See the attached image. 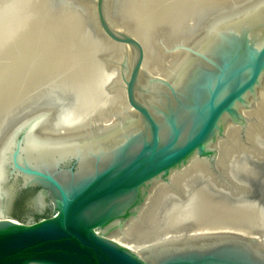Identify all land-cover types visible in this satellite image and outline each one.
<instances>
[{
    "label": "water",
    "instance_id": "water-1",
    "mask_svg": "<svg viewBox=\"0 0 264 264\" xmlns=\"http://www.w3.org/2000/svg\"><path fill=\"white\" fill-rule=\"evenodd\" d=\"M120 2L67 7L104 44L98 56L109 73L106 89L122 95V111L87 128L63 123L43 134L45 113L56 117L76 96L45 83L5 113L0 264H264V0H205L182 24L153 26V44L189 58L171 79L146 73L147 86L139 83L145 43ZM152 84L163 88L147 101L140 93ZM231 128L238 142L227 134ZM197 160L204 170L184 171ZM181 167L182 181L173 182ZM163 182L159 225L197 190L208 202L254 206L262 226L187 220L182 231L146 240L138 252L130 231Z\"/></svg>",
    "mask_w": 264,
    "mask_h": 264
},
{
    "label": "bare ground",
    "instance_id": "bare-ground-1",
    "mask_svg": "<svg viewBox=\"0 0 264 264\" xmlns=\"http://www.w3.org/2000/svg\"><path fill=\"white\" fill-rule=\"evenodd\" d=\"M201 1L205 0H121L119 6H124V15L133 21L135 31L145 43L146 56L140 84L147 86L146 73H163L171 79L189 58L183 51L168 53L153 44L149 33L151 28L159 23L182 24L194 8L202 5ZM76 2L0 0V58L3 59L0 60V125L11 106L25 100L30 89L45 83H50L52 89L56 86L71 88L76 96L74 103L60 109L56 117L45 113L47 119L38 131L43 134L52 133L55 125L63 123L87 128L91 121H108L110 110L122 111V95L106 89L109 73L98 56L104 44L90 36L82 15L67 7L76 6ZM148 88V92L140 93V97L147 101L163 86L152 84ZM258 107L264 109V101L258 103ZM121 114L123 119L130 116L124 112ZM50 119L52 122L48 123ZM101 130L85 129L81 132L90 135ZM235 132L236 129L231 128L227 134L236 141ZM184 167L174 173L173 182L182 181L180 176L184 169L193 172L205 168L201 160ZM164 185L163 182L154 190L141 214L142 221L130 231L131 244L138 252L144 251L142 245L146 240H156L169 231H182L187 220L197 224H231L238 229L262 226L263 214L254 206H241L219 198L208 202L207 195L197 190L192 195L195 200L174 205L175 209L166 211L163 224L159 225L154 220L156 202L164 194Z\"/></svg>",
    "mask_w": 264,
    "mask_h": 264
}]
</instances>
